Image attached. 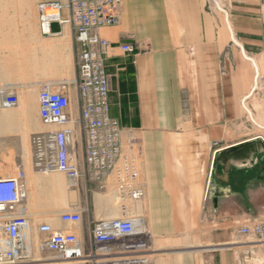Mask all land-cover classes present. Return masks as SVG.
<instances>
[{"label": "crops", "instance_id": "obj_1", "mask_svg": "<svg viewBox=\"0 0 264 264\" xmlns=\"http://www.w3.org/2000/svg\"><path fill=\"white\" fill-rule=\"evenodd\" d=\"M222 1L230 11L225 21L209 9L208 0H124L119 23L101 31L113 43L105 62L110 114L120 121L124 147L138 152L145 196L137 206L154 237L176 235L178 209L180 214L191 209L190 201L202 196L195 206L201 245L169 249L155 264H264V240L240 232L264 223V136L253 132L252 124L243 126L241 103L253 83V66L245 55L262 65L264 0ZM68 15L64 10V18ZM51 32L46 37L57 39L75 63L81 47L72 24L53 22ZM123 43L135 45V52L122 51ZM75 79L66 91L75 93L72 112L77 116ZM6 86L18 93L17 86ZM28 103L30 121L21 108L0 113V178L22 168L28 211L29 203L50 215L64 205L81 209L80 234L88 239L92 221L115 217L117 192L99 190L84 179L71 187L53 173L36 184L32 155L31 170L24 160L39 124L38 102ZM248 104L250 115L262 122L251 116L252 123L264 129V94L250 97ZM31 214L36 226L40 222ZM50 223L68 227L58 217ZM37 258L29 263L44 264L38 251Z\"/></svg>", "mask_w": 264, "mask_h": 264}, {"label": "built area", "instance_id": "obj_2", "mask_svg": "<svg viewBox=\"0 0 264 264\" xmlns=\"http://www.w3.org/2000/svg\"><path fill=\"white\" fill-rule=\"evenodd\" d=\"M123 1L39 0L43 35H51L53 22H70L76 31L75 39L81 47L74 81L78 115L72 112L66 86L43 83L38 93L39 115L49 129L35 132L30 139L36 171L62 172L71 187L79 186L84 179L96 183L99 190L114 188L122 216L92 221L88 239L80 234L81 209L59 213L66 228L56 229L50 222L33 226L32 214L25 205L26 173L18 168L14 175L0 178V264L33 262L38 259L37 251L44 264H151L152 233L145 218L134 211L145 196L139 155L136 149L124 147L120 121L110 114V80L105 62L113 43L101 33L103 28L119 23ZM208 4L212 9L215 0H208ZM64 10L69 13L67 19ZM221 11L228 12L227 8ZM120 47L125 53L136 50L131 43ZM245 57L253 66V83L250 93L242 98L243 107L250 97L264 92V53L262 65ZM18 105L17 91L0 86V110ZM240 232L264 240V223L245 226Z\"/></svg>", "mask_w": 264, "mask_h": 264}, {"label": "rangeland", "instance_id": "obj_3", "mask_svg": "<svg viewBox=\"0 0 264 264\" xmlns=\"http://www.w3.org/2000/svg\"><path fill=\"white\" fill-rule=\"evenodd\" d=\"M38 2L39 0H0V86H6L8 84L15 85L18 87L19 95L18 106L2 109L0 113H5L9 110L18 111L21 108L25 120L30 121V116L28 118L27 113L29 99L32 106L35 102H38L37 119L39 124H35V132L47 129V126L43 124L39 115V85L45 82H54L56 85L69 86L70 82L75 79V72L77 71L78 73V57L74 63L68 51L65 52L58 47L60 43L57 39L47 38L42 34L39 23ZM225 8H227L230 15V11L224 1L215 0V5H212V9L217 11L224 21L225 14L227 13L222 12L221 9ZM17 60L19 61V65L15 63ZM7 62H12L11 65H15L10 67L6 64ZM70 94L72 98L75 93ZM261 94H264V92H261ZM246 105L250 108L248 103ZM253 107L256 110L259 109L255 99L253 101ZM71 108H74L73 103ZM242 110L244 115L243 121L245 122L243 126L247 127V125L252 124V131L264 136V129L258 128L251 121L252 117H254L257 121L261 122L258 115H250L244 107ZM32 123L33 120L30 124ZM31 155V147L29 144V154L24 161L26 169L30 170L32 169ZM16 169L17 168L14 167L13 171H16ZM7 172H9V169H7ZM33 173L37 176L36 184L38 185L42 177L47 175L38 171H33ZM52 175L60 177V179L65 178L67 181L66 175L62 172L56 171ZM197 201L200 203V201H202V196L196 200V203L192 202V200L190 201L192 206L191 209H184L181 214L178 209L177 213L180 218L181 226L178 233L173 237L157 239L151 231L153 235V247L149 253V255H151V264H155L160 254L171 252L169 249L201 245V240L197 233L200 229L198 225L200 210L195 208ZM115 203L116 206L113 213L115 217H119L120 210L117 201H115ZM28 207L30 212L35 215L36 221L39 222H53L58 217V211L69 209L68 205H64L58 211L50 215L47 214L48 211H46L45 208L31 206L30 203ZM135 212L144 216V210L141 209L140 205L137 206ZM148 228L151 230L149 226Z\"/></svg>", "mask_w": 264, "mask_h": 264}, {"label": "bare ground", "instance_id": "obj_4", "mask_svg": "<svg viewBox=\"0 0 264 264\" xmlns=\"http://www.w3.org/2000/svg\"><path fill=\"white\" fill-rule=\"evenodd\" d=\"M226 13H228V12H226ZM248 106H246L245 105V107H244V109H246ZM247 110V109H246ZM47 129H49V127L47 128ZM46 129V130H47ZM45 131V130H44ZM40 132H43V131H40ZM54 173V172H53ZM48 174H50V173H48ZM114 189V188H113ZM117 192V191H116ZM117 202H118V198H117ZM118 207H119V203H118ZM135 209H136V206L134 207V211H135ZM119 210H120V207H119ZM122 216V213H121V210H120V216L119 217H121ZM118 216H116V217H113V218H109L108 220H111V219H115V218H119ZM146 224H147V222H146ZM147 227H148V224H147ZM149 229V228H148ZM149 231H150V229H149ZM151 232V231H150ZM152 238H153V236H152ZM152 248V242L150 243V249Z\"/></svg>", "mask_w": 264, "mask_h": 264}, {"label": "water", "instance_id": "obj_5", "mask_svg": "<svg viewBox=\"0 0 264 264\" xmlns=\"http://www.w3.org/2000/svg\"><path fill=\"white\" fill-rule=\"evenodd\" d=\"M226 165H229V162H227Z\"/></svg>", "mask_w": 264, "mask_h": 264}]
</instances>
